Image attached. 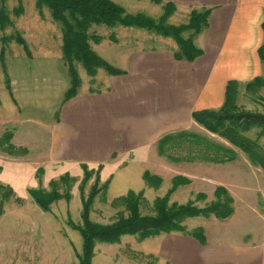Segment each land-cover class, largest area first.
I'll use <instances>...</instances> for the list:
<instances>
[{
	"label": "crops",
	"instance_id": "0c3cea01",
	"mask_svg": "<svg viewBox=\"0 0 264 264\" xmlns=\"http://www.w3.org/2000/svg\"><path fill=\"white\" fill-rule=\"evenodd\" d=\"M161 1L176 7L167 21L183 15L188 17L192 9H209L207 27L193 38L194 45L202 51L193 62L174 58L178 46L172 38L154 33L147 37L135 28H110L115 41L109 38L101 41L103 45L98 43L91 47L104 60L114 63L116 60H109L104 53L106 48L117 46L119 51L111 50L120 63L121 69H117L125 74L112 76L105 71L107 74L98 81L103 69L90 77L76 63L81 83L76 95L64 102L70 79L62 55L61 32H56L58 45L52 50L45 45L46 39L37 22L30 23L26 29L27 37L32 39V43L26 39L29 54L21 48L4 56V68L0 64L3 74L0 90L3 88L10 107L5 118L0 120V137L10 131V143L15 148L27 150L25 156L17 157L35 161V167L36 163L43 166L41 175H45L47 181L64 174L81 177L85 165L88 170L100 167L99 184L107 182L108 191L115 192V196L108 199L110 202L128 191L152 194L159 187L154 189L146 185L143 173L159 177L163 184L162 173L167 167L165 158L171 160L158 153V142L166 136L186 132L184 130L192 125L199 126L192 118L193 113L221 108L229 81L244 86L262 74L264 66L257 51L264 43L261 28L264 0ZM50 27L55 30L54 26ZM120 32H124L126 39H122ZM129 34L134 37H128ZM189 34L184 32L182 36L187 38ZM122 41L130 43L123 44ZM143 41L162 44L144 46ZM177 158L210 163L213 168L231 164L237 167V163L244 165L247 162L252 175L258 179L246 182L248 174H243L239 167L235 171L230 167L222 180L215 177L213 193L217 187H222L233 199V213L227 218L228 225L192 227L193 230L202 228L203 244L190 235L177 236L171 241L167 239L166 264H264V199L262 203L255 199L256 188L264 194V172L251 165L245 156L241 163L239 155L236 160L222 164L195 158L193 154ZM238 172H241L239 176H235ZM177 176L187 179L188 184L175 188L169 199L181 187L194 184L190 176L173 173L166 193ZM26 187L27 190L46 189L39 179L36 184L32 182ZM238 193L239 197L236 196ZM199 217L186 220H198ZM250 219L256 221L253 227L246 224ZM239 224L243 225L242 230L236 228ZM160 235L143 241L133 239L135 246L129 245V248L136 252L139 248L152 250L146 257L153 259L164 248V239L157 241ZM123 238L134 236H124L119 243ZM153 239L156 245L150 249L151 241L148 240Z\"/></svg>",
	"mask_w": 264,
	"mask_h": 264
},
{
	"label": "trees",
	"instance_id": "16d2710c",
	"mask_svg": "<svg viewBox=\"0 0 264 264\" xmlns=\"http://www.w3.org/2000/svg\"><path fill=\"white\" fill-rule=\"evenodd\" d=\"M149 2L162 6V15L158 19H152L142 13L130 14L124 7L112 0H36V7L38 9L47 7L50 10L51 19L60 25L62 55L70 79V87L64 95V102L76 95L81 83L75 68L76 63H79L90 77H93L98 69H103L112 76L125 74L124 71L113 67L94 52L91 43H100L102 37L90 32L92 27L135 28L172 38L178 46V52L174 53L176 60L193 62L202 55V51L194 45L193 38L207 27L209 9H192L188 14L187 22L175 26L166 23L176 10L172 3H163L161 0H149ZM16 12L19 13L17 10ZM10 23L1 6L0 28L3 30ZM261 28L264 32V19ZM184 32L190 33L187 38L182 36ZM109 38L115 41L113 34ZM8 40L9 38L4 37L1 39V43L4 44ZM14 40L24 45L26 53L29 54L21 37L17 36ZM257 52L264 66V43ZM0 55V61L4 68V57L1 52ZM262 87H264V78L262 77H257L244 85L246 92H254ZM238 88L237 82L229 81L221 108L192 114L193 120L199 126L218 136L229 146L216 143L199 134L180 132L162 138L158 142V153L171 160L179 161L181 159L174 157L172 152L174 149L186 147L187 152L193 154L195 158L222 164L236 160L238 152H240L251 165L259 167L264 172V148L259 144V140L264 136V113L250 112L238 106ZM252 131H255L253 138L248 136ZM11 138V132H5L0 137V150L9 156H25L27 150L15 148L10 143ZM99 170L100 167L97 170H88L85 165L82 166L83 176L79 189L82 190L85 184L94 177L93 184L87 197L81 199V225L77 226L68 221L69 226L81 236L82 244L81 252L78 254V264H92L96 244H116L124 236H134L139 241H143L160 234L184 233L182 223L188 218L212 215L216 219L225 220L233 213V199L222 187H217L214 191L216 201L201 209L195 207L192 202L169 203V196L174 189L180 185L188 184L187 179L177 176L172 180V187L169 191L163 197L153 200L152 214L142 215L140 213V208L148 205L142 192L128 191L110 203L114 209L123 208V211L118 212L115 221L105 225L94 223L90 219L91 206L98 195L104 197L108 184L107 182L99 184ZM41 173L40 168L39 174ZM142 178L146 185L154 189H157L161 184L159 177L150 175L148 172H144ZM73 181V177L64 174L56 180H51L48 190L28 189L27 193L38 209L48 212L53 203L63 199L66 202L70 200L69 192ZM0 191L4 201L14 197L13 191L8 186L0 185ZM197 198L202 199L204 196L199 195ZM14 200L19 204L22 203V199L18 197H14ZM123 213H126V216ZM189 235L202 244L205 242L202 228L194 229Z\"/></svg>",
	"mask_w": 264,
	"mask_h": 264
},
{
	"label": "rangeland",
	"instance_id": "374dc122",
	"mask_svg": "<svg viewBox=\"0 0 264 264\" xmlns=\"http://www.w3.org/2000/svg\"><path fill=\"white\" fill-rule=\"evenodd\" d=\"M112 1L124 7L130 14L142 13L152 19H158L162 13V8L160 6L151 5L150 2L145 3L137 0ZM1 6L11 22L3 30L0 28V52L3 54V57L11 54V52H14L15 50L21 48L25 49L24 45L19 44L16 40H14L17 36L22 38L25 46L27 44L26 39L32 43V39H29L26 35L28 34L26 29L28 25L33 22H37V26L40 27V29H38L46 39L45 45L48 46L49 49L51 48L54 50V47L58 45L57 33L58 31L61 32L60 25L51 19L50 10L47 7L38 9L36 7V0H0V7ZM16 10L19 12L18 14ZM187 18L188 17L184 15L178 16L173 21L168 20L167 23L177 26L186 23ZM50 26H54L55 30ZM111 31L112 30L104 26H96L90 29V32H94L98 36L102 37L101 41H108L109 36L112 33ZM139 31L144 33V35L146 34L147 37H152V35H154L143 30ZM120 35L123 40L126 39L124 32H120ZM127 36L134 37L133 34H129ZM4 37L9 38V40L2 44L1 39ZM137 38H141V36ZM31 43L29 44L31 45ZM122 43L127 44L130 42L122 41ZM161 44L162 43H157L156 41H143L144 46H161ZM94 45V43H91L92 47ZM101 45L103 44L101 43ZM34 49L37 50V47H34ZM111 49L113 51H119L117 46L112 45L110 49H105L104 56H106L109 60L116 61H114V63L113 61L112 63H109L107 60L105 61L113 67L119 68L118 66L120 63L117 62V56ZM104 74L107 73L105 71H101L97 80L102 81V75ZM260 77L264 78V68ZM0 86H3V74L1 69ZM263 99L264 87L258 88L254 92H246L244 86L239 85L237 105L244 110L261 114L264 113ZM8 107H10L8 98L2 88V90H0V120L5 118V115L9 110ZM184 131L196 133L201 136H205L216 143L229 146L218 136L205 131L200 126L192 125ZM254 134L255 131H252L248 134V136L253 138ZM259 144L264 148V136L259 140ZM172 153H174L172 154L174 157L180 156L186 158L189 155L186 147L174 149ZM238 155L241 163H243L244 155L240 152H238ZM165 159L167 167H165L164 172L162 173V182L164 183H161L159 188L152 194L148 193L147 195L146 192H143V196L148 205L140 208V213L142 215L152 214L151 207L153 200L156 197H162L165 195L170 186L169 180L173 173L190 176V178L193 179L194 184L190 187H181L180 190L175 192L174 195L170 197L169 203L173 200H176L177 203L181 204L192 202L193 205L199 209L216 201L212 188L216 185L214 178L218 177L222 180L226 174L225 171L230 170V167H234V171L238 169L237 167H239L241 168V172L243 174L247 173L246 182L247 180L252 181L253 179H258V176L252 175L251 166H249L247 162H244V165H239L237 163V167H235L234 164H231V166L226 165L213 168L214 165L202 161L189 162L180 160V162L171 161L167 158ZM33 162L35 161L18 158L17 156H9L0 150V185L8 186L13 191L14 197L22 199L21 204L15 202L14 197L4 201L1 198L2 192L0 191V264H78V254L81 252V236L77 231H74L69 226L68 221H71L77 226L81 225V199L82 197H87L93 184L94 177L85 184L82 190L79 189L82 176L73 177L74 181L69 192L71 196L70 200L68 202L64 199L59 200L50 206V210L48 212H42L30 199L28 193L26 192L28 188L26 186H29L32 182L36 184L37 179H39L42 185L48 190L49 181L46 180L45 175L39 174L40 168L43 170V166L36 163L37 167H35ZM241 172H238V175L235 176H239ZM257 173L258 172H256V175H258ZM111 177L112 175L109 176V179H111ZM6 182L12 185L7 184ZM167 182H169L168 185H166ZM105 183L106 182L103 184ZM255 191V199L259 203H262L264 199L263 192H261L259 188H256ZM104 193V197L98 195L94 199L91 206L90 219L94 223L105 225L115 221L117 219L118 212L123 211V208L119 207L114 209L110 206L111 202L108 199L115 196V192L108 191V184ZM199 195H203L204 198L198 199L197 196ZM236 196L239 197V193L236 194ZM123 215L126 216V213H123ZM244 222L246 221H241V223ZM249 222L246 224L250 225V227L256 225V221L253 219H250ZM217 223L226 225L228 223V219L219 220L210 215L208 217L200 216L198 220L189 219L184 221V233H170L160 235V237L157 238V241L158 239H161V241L164 239V248L158 252L156 257L152 255L154 257L153 259L146 257L151 255H149V251L151 252L152 250H144L141 248H139V252L130 250L129 245L135 246L133 244V239L137 240V237L123 238L118 245L96 244V252L92 259V264H166L164 254L166 253L167 239L171 241L177 236H188L189 233H191V230L193 231L192 227L197 225L200 227L206 226L212 228L213 226H216ZM236 228L242 230L243 225L239 224ZM148 241H151L149 242L148 247L154 248L156 240L153 239ZM148 247L146 248L148 249Z\"/></svg>",
	"mask_w": 264,
	"mask_h": 264
}]
</instances>
